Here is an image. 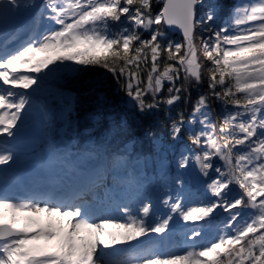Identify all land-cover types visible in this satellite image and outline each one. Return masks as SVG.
<instances>
[{
  "label": "snow or ice",
  "instance_id": "1",
  "mask_svg": "<svg viewBox=\"0 0 264 264\" xmlns=\"http://www.w3.org/2000/svg\"><path fill=\"white\" fill-rule=\"evenodd\" d=\"M0 264H264V0H0Z\"/></svg>",
  "mask_w": 264,
  "mask_h": 264
},
{
  "label": "trees",
  "instance_id": "2",
  "mask_svg": "<svg viewBox=\"0 0 264 264\" xmlns=\"http://www.w3.org/2000/svg\"><path fill=\"white\" fill-rule=\"evenodd\" d=\"M155 2H156V0H153V3H154V4H155ZM177 35H178V34H177ZM97 71H103V70H102V69H94L92 74L94 75L95 72H97ZM81 101H82L83 104H86L87 106L91 107V105L88 104V102H87V100H86L85 98H81ZM181 223L183 224V222H181ZM187 223L191 224V223H193V222H187Z\"/></svg>",
  "mask_w": 264,
  "mask_h": 264
},
{
  "label": "water",
  "instance_id": "3",
  "mask_svg": "<svg viewBox=\"0 0 264 264\" xmlns=\"http://www.w3.org/2000/svg\"><path fill=\"white\" fill-rule=\"evenodd\" d=\"M177 34H179V33H178V30H177Z\"/></svg>",
  "mask_w": 264,
  "mask_h": 264
}]
</instances>
